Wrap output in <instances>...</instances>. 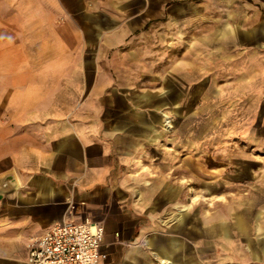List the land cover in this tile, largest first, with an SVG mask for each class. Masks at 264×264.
<instances>
[{"label": "crops", "instance_id": "1", "mask_svg": "<svg viewBox=\"0 0 264 264\" xmlns=\"http://www.w3.org/2000/svg\"><path fill=\"white\" fill-rule=\"evenodd\" d=\"M208 1L0 0V264L84 219L104 227L98 264H264V0H223L236 10L220 24L236 32L220 68L236 81L219 94L236 106L232 174L210 185L208 139L161 136L154 120L176 57L144 37ZM210 201L236 212L209 216Z\"/></svg>", "mask_w": 264, "mask_h": 264}, {"label": "rangeland", "instance_id": "2", "mask_svg": "<svg viewBox=\"0 0 264 264\" xmlns=\"http://www.w3.org/2000/svg\"><path fill=\"white\" fill-rule=\"evenodd\" d=\"M193 8L198 13L205 12L206 16L186 18L178 15L176 26L170 27L166 22L159 32H150L144 39L161 43L160 56L176 57V86L167 75H162L161 88L170 85V94L163 91L159 98H151V104L160 109L154 120L160 121L161 136L207 138L208 144L204 147L208 150V181L211 185L219 178L214 174L222 167L229 169L227 174L236 169V106L228 105L219 96L223 86L236 81L227 75L228 72L222 74L220 71L226 64L230 67L229 62L236 58V32L220 26L222 20L223 23L236 24V10L223 0H209L207 5L198 4ZM145 99L147 107L150 102L149 98ZM163 113L169 118L166 119ZM197 179L200 178L194 177V182H198ZM225 179L231 178L227 176ZM208 207L209 216L218 213L227 217L236 212L227 203L215 205L210 201L204 212ZM194 211L197 214L201 210L198 207Z\"/></svg>", "mask_w": 264, "mask_h": 264}, {"label": "built area", "instance_id": "3", "mask_svg": "<svg viewBox=\"0 0 264 264\" xmlns=\"http://www.w3.org/2000/svg\"><path fill=\"white\" fill-rule=\"evenodd\" d=\"M104 227L91 219L64 220L28 246L26 264H98Z\"/></svg>", "mask_w": 264, "mask_h": 264}]
</instances>
